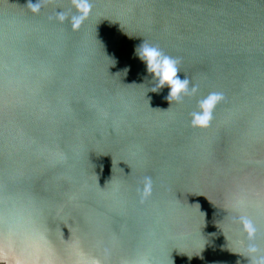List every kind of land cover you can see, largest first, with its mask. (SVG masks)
Segmentation results:
<instances>
[{
  "label": "water",
  "instance_id": "obj_1",
  "mask_svg": "<svg viewBox=\"0 0 264 264\" xmlns=\"http://www.w3.org/2000/svg\"><path fill=\"white\" fill-rule=\"evenodd\" d=\"M90 4L0 0V264H250L241 215L264 255V0Z\"/></svg>",
  "mask_w": 264,
  "mask_h": 264
},
{
  "label": "clouds",
  "instance_id": "obj_2",
  "mask_svg": "<svg viewBox=\"0 0 264 264\" xmlns=\"http://www.w3.org/2000/svg\"><path fill=\"white\" fill-rule=\"evenodd\" d=\"M78 15L74 17V27H79L86 19L91 10L90 0H74ZM136 55L145 63L147 72L152 75L156 81V88L165 86L170 88L169 100L180 101L183 97H194L198 87H190L189 80L185 77L181 79L178 76L179 61L165 54L158 46L151 45L144 41L136 50ZM223 94L210 92L207 96L197 101L196 109L190 113L191 125L195 128H207L212 119L215 107L223 100ZM146 183L150 185V178H146ZM239 221L243 230L247 233L249 240L248 252L251 255L250 264H264V255L257 257L255 254L259 251L254 243L257 233V227L254 220L247 216L241 215Z\"/></svg>",
  "mask_w": 264,
  "mask_h": 264
}]
</instances>
